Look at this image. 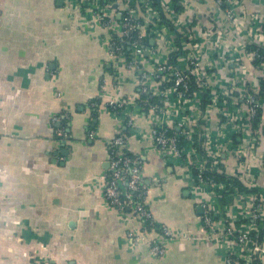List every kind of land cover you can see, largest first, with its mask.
<instances>
[{
  "label": "crops",
  "instance_id": "obj_1",
  "mask_svg": "<svg viewBox=\"0 0 264 264\" xmlns=\"http://www.w3.org/2000/svg\"><path fill=\"white\" fill-rule=\"evenodd\" d=\"M238 1L242 24L234 26L214 0H152L161 23L150 28L166 29L167 36L147 32L139 66L154 70L170 49H176L182 70L188 58L197 60L200 74L209 75L212 84L224 88L231 80L234 91L227 105L239 119L246 115L241 97L258 96L259 166L251 174L264 200V98L259 96L264 70L249 56L251 47L264 54V0ZM182 2L175 30L164 27L163 19L174 22L173 8ZM91 6L88 1L74 9L69 0H0V264H226L223 247L202 224V204L213 200L161 158L151 138L156 120L147 110L135 111L129 131L105 109L109 99L138 96L139 72L126 68L128 48L116 58L110 55V43L120 36L115 8L106 28ZM187 22L193 31L188 42ZM214 30L219 37H213ZM200 101L201 96L185 103L186 120L216 138L222 105L205 113ZM117 134H125L128 153L143 160L145 206L173 233L161 257L129 242L126 233L139 227L137 220L104 199L107 143ZM231 139L229 149L218 153L215 171L244 185L238 163L243 139L236 132ZM246 204L237 194L223 197L218 206L245 227Z\"/></svg>",
  "mask_w": 264,
  "mask_h": 264
},
{
  "label": "built area",
  "instance_id": "obj_2",
  "mask_svg": "<svg viewBox=\"0 0 264 264\" xmlns=\"http://www.w3.org/2000/svg\"><path fill=\"white\" fill-rule=\"evenodd\" d=\"M74 9L88 1L92 12L108 28L112 23L109 12L115 8L120 18V36L110 43V55L116 58L128 48L126 68L139 72L138 96L136 98L109 99L105 102V109L114 117L124 122L126 130H132L135 125L133 113L147 110L156 121L151 128L152 143L166 164L176 166L186 176L192 188L206 193L214 202L202 204V224L206 233L218 242L223 248L226 264H264V200L259 196L258 181L253 178L252 170L259 166L258 156L255 154L260 138L252 122L257 119L262 108L258 96L249 92L241 97L245 106L246 115L243 119L235 117V110L227 105L233 95V84L229 79L224 88L210 81L209 75L200 74L199 62L195 59L186 60V70L178 64L168 62L178 58L176 49H170L169 57L159 63L150 72L140 69L139 57L142 52L144 40L149 36L163 39L167 36L166 29L150 28L153 22L160 25L159 10L152 0H69ZM224 19L239 26L241 22L242 5L238 0H214ZM185 3H178L182 10ZM139 12L142 16H139ZM172 19L179 22V15L173 14ZM178 19V20H177ZM152 21V22H151ZM180 23V22H179ZM165 27V26H164ZM192 25L187 22L185 37L193 38ZM149 29V30H148ZM213 37L219 33L212 31ZM211 34V33H210ZM216 47V46H215ZM250 59L256 67L264 70V54L258 49L250 50ZM216 70V68H214ZM211 73V71H210ZM117 86L122 85V76L117 73L114 77ZM149 81L164 83L159 88H152ZM201 96L200 104L203 111L212 110L218 105L220 113L216 138L210 131L200 130L198 123H189L185 115V103L194 102ZM98 98L91 103L96 107ZM232 108L233 110H231ZM95 112V110L93 111ZM201 112V113H202ZM200 121V120H199ZM179 132L176 129H179ZM240 134L243 139L241 151L238 153V163L244 173L241 178L245 188L256 190L254 193L240 192L235 186V176L224 175L223 181H217L213 174L218 166L221 151L231 146V135ZM62 136V133H61ZM223 138L222 141L219 139ZM125 134H117L107 143L108 170L104 177L103 195L107 204L121 212L130 213L138 222L137 229L127 231V238L134 246L144 244L154 257H161L165 253L164 243L174 239L173 233L164 225L154 221L149 209L145 206L148 189L142 176L143 160L140 155H130ZM223 147V149H222ZM234 154H235V150ZM218 156V158H216ZM241 184V183H240ZM239 194L250 195L247 200L245 227L239 226L232 217L222 213L218 203L223 197ZM218 202V203H216ZM48 264V263H47Z\"/></svg>",
  "mask_w": 264,
  "mask_h": 264
},
{
  "label": "trees",
  "instance_id": "obj_3",
  "mask_svg": "<svg viewBox=\"0 0 264 264\" xmlns=\"http://www.w3.org/2000/svg\"><path fill=\"white\" fill-rule=\"evenodd\" d=\"M154 5L156 6V4H154ZM181 10L182 9L179 6H176V7L173 8V14H179L181 12ZM163 23H164V26L165 27H168L170 30H172V31L175 30L174 25H173V22L171 20L163 19ZM186 41L188 42V40H186ZM252 48L253 49H258L261 52V50L259 48L251 47V49ZM168 62H171L172 64H174V63L177 64V60L175 58L174 59H170ZM261 89H262V91L260 92V95L259 96H262L264 98V85H262V84H261ZM205 102L206 101L204 100L203 101V105H205ZM259 115H260V112H259ZM258 117H257L256 120H254L252 122V126L254 128L257 127V125H258V121H259ZM213 175H214V177L216 178L217 181H223L224 180V173H222V172H216ZM235 186H238V190L240 192H247V193H254L255 192V190H249V189L245 188L240 183H238L237 180H235Z\"/></svg>",
  "mask_w": 264,
  "mask_h": 264
},
{
  "label": "rangeland",
  "instance_id": "obj_4",
  "mask_svg": "<svg viewBox=\"0 0 264 264\" xmlns=\"http://www.w3.org/2000/svg\"><path fill=\"white\" fill-rule=\"evenodd\" d=\"M250 195H244V199H249Z\"/></svg>",
  "mask_w": 264,
  "mask_h": 264
},
{
  "label": "water",
  "instance_id": "obj_5",
  "mask_svg": "<svg viewBox=\"0 0 264 264\" xmlns=\"http://www.w3.org/2000/svg\"><path fill=\"white\" fill-rule=\"evenodd\" d=\"M62 154H65L66 152L65 151H63V152H61Z\"/></svg>",
  "mask_w": 264,
  "mask_h": 264
}]
</instances>
